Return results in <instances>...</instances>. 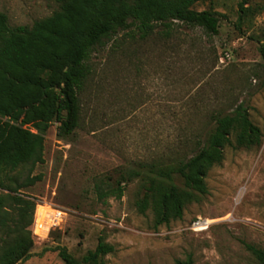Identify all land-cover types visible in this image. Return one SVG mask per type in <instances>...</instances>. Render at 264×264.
Listing matches in <instances>:
<instances>
[{
  "label": "rangeland",
  "instance_id": "rangeland-1",
  "mask_svg": "<svg viewBox=\"0 0 264 264\" xmlns=\"http://www.w3.org/2000/svg\"><path fill=\"white\" fill-rule=\"evenodd\" d=\"M238 3L192 5L219 13L213 36L175 22L169 32L157 26L146 37L119 31L92 51L79 127L60 138L52 122L43 162L11 172L18 183L28 174L40 176L22 192L67 211L60 227L33 240L32 256L21 264H62L57 245L81 259L99 235L114 246L106 264H175L188 256L193 264H263L247 245L264 251V61L258 50L264 0H246L244 11ZM58 9L54 0H0L12 26H30ZM240 102L261 132L260 143L240 147L232 137L221 163L207 171V192L188 202L181 218L155 226L152 207L139 210L142 176L125 184L120 198H98L97 180L114 184L120 170L138 169L140 162L194 153L195 138L211 115L232 112ZM196 216L213 223L194 232L189 224Z\"/></svg>",
  "mask_w": 264,
  "mask_h": 264
},
{
  "label": "trees",
  "instance_id": "trees-1",
  "mask_svg": "<svg viewBox=\"0 0 264 264\" xmlns=\"http://www.w3.org/2000/svg\"><path fill=\"white\" fill-rule=\"evenodd\" d=\"M59 9L29 25L9 24L0 11V264H21L32 256L33 239L28 229L36 202L22 192L40 176L27 175L18 183L12 171L26 163L30 170L44 160L45 133L57 122V135L67 138L79 127L81 94L91 72L93 50L105 46L119 31H137L146 37L157 26L169 32L175 22L199 27L207 36L218 33L219 13L195 10L200 0H54ZM246 0H239V11ZM264 61V33L258 38ZM211 124L196 136L194 153L168 162H140L138 169L120 170L110 184L97 180L98 198H120L124 185L145 178L140 211L151 206L155 226L181 218L183 207L207 192V171L219 165L231 138L237 146L250 148L261 139L242 102L232 112L211 115ZM180 181V184L176 182ZM104 184V185H103ZM264 264V251L247 245ZM55 250L62 264H106L113 244L102 235L81 259L65 246ZM175 264H193L191 256Z\"/></svg>",
  "mask_w": 264,
  "mask_h": 264
},
{
  "label": "built area",
  "instance_id": "built-area-1",
  "mask_svg": "<svg viewBox=\"0 0 264 264\" xmlns=\"http://www.w3.org/2000/svg\"><path fill=\"white\" fill-rule=\"evenodd\" d=\"M228 58L229 55L226 54ZM67 211L62 207L50 202H37L33 210L32 222L29 226L31 237L34 240L42 241L49 236L51 230L60 227ZM212 219L203 216H196L189 224V229L194 232L207 230L213 223Z\"/></svg>",
  "mask_w": 264,
  "mask_h": 264
}]
</instances>
